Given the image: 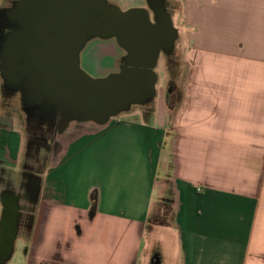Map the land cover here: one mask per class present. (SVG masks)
<instances>
[{
  "label": "crops",
  "instance_id": "obj_1",
  "mask_svg": "<svg viewBox=\"0 0 264 264\" xmlns=\"http://www.w3.org/2000/svg\"><path fill=\"white\" fill-rule=\"evenodd\" d=\"M179 3L184 27L190 11L196 29L179 32L175 104L168 89L151 122L63 131L71 140L43 175L34 211H23L25 251L9 264H264V0ZM23 148L0 112V171L13 180ZM164 203L175 223L152 227L146 248Z\"/></svg>",
  "mask_w": 264,
  "mask_h": 264
},
{
  "label": "water",
  "instance_id": "obj_2",
  "mask_svg": "<svg viewBox=\"0 0 264 264\" xmlns=\"http://www.w3.org/2000/svg\"><path fill=\"white\" fill-rule=\"evenodd\" d=\"M167 0L122 11L108 0H17L7 8L0 45V77L8 93L18 91L29 118L57 110L67 119L63 131L104 128L134 105L152 103L162 54L179 39ZM92 39L115 40L124 52L118 69L95 79L81 67ZM85 126V127H84ZM81 129V130H82ZM0 252L9 261L19 233V206L3 198Z\"/></svg>",
  "mask_w": 264,
  "mask_h": 264
},
{
  "label": "rangeland",
  "instance_id": "obj_3",
  "mask_svg": "<svg viewBox=\"0 0 264 264\" xmlns=\"http://www.w3.org/2000/svg\"><path fill=\"white\" fill-rule=\"evenodd\" d=\"M17 0H0V8L1 7H7L11 8ZM168 1V0H167ZM172 4L168 5L169 11L173 14V22L175 28L180 32V34L183 33L185 35L187 33V26H192L191 28L196 29V17L191 16V12L188 11V17L189 20L184 27V22L182 21L183 15H181V7L179 0H173ZM108 2L120 8L122 11H128L132 8H137L141 0H108ZM176 3V4H175ZM188 24V25H187ZM190 28L191 30L193 29ZM181 38L179 36L178 42L176 44L175 50L170 55L168 54H162L159 60V63L155 69L157 75H158V83L156 86L157 96L155 100L146 105H134L132 106L131 110L128 112L121 113L117 118H123V117H130L131 119L140 120L142 122H151L152 116L158 109L161 107L162 102L164 101V96L168 89H170V84L173 85V92L178 95L179 93V85L181 83L182 74H184V63L182 60V54H181ZM120 56V50L117 47V43L115 40H101V39H92L88 42L87 46L81 53V67L82 69L91 77L95 79H101L109 76L112 74V71L114 70V62L115 59ZM118 64H121V60H119ZM153 109V114L148 115V112H151ZM0 112L3 116H6L10 118V120L13 121L14 127L19 130L23 137H24V148L23 153L21 156V161L18 164L19 170H22V167L25 163V157H26V150H27V128L28 126L33 125L31 123V119L27 115L25 108L22 104L21 100V94L18 91H13L11 93L7 92L6 87L4 86L3 80L0 77ZM35 122V121H34ZM37 122V121H36ZM37 124V123H35ZM35 126V125H34ZM85 127V126H84ZM74 129V128H73ZM75 128L74 130L76 132H82L83 130L87 131H99L102 128L98 127H85L83 128ZM63 134V135H62ZM63 136V137H62ZM59 142L54 147L55 150L53 151V155L51 157L52 161L50 159L49 165L53 164L55 161L58 160V158L63 154V151L65 147L67 146L68 142L71 140V136H67V134L64 136V133H61L58 137ZM39 148V147H38ZM31 153H35L36 149L35 147L33 149H30ZM38 152V151H37ZM31 154V155H32ZM44 157H40L37 160V163L39 166H42L43 174L47 173L49 165H45L46 162L44 160ZM30 164L34 162V160H29ZM35 165V164H34ZM20 173L16 171V173H13V176L15 177L16 183L20 180V177H18ZM2 197L0 196V232H1V219L3 216V205L1 201ZM163 215L165 216V220L168 223V227L173 226V212H171V208L173 209V205L170 203V206H163ZM168 209V213L164 212ZM33 208L30 204L25 207V213L33 212ZM173 211V210H172ZM37 215V214H36ZM151 227V226H150ZM148 228L147 233L145 235V246L146 248L152 249V227ZM168 231V230H167ZM170 233V231H168ZM169 238V236H167ZM172 237V236H171ZM21 242V236L17 239L16 245H15V253L12 260H10L7 264L11 263L13 260H17L20 258L21 253L25 251V247H23ZM145 255H143L142 261L145 262ZM168 264H170V261H168Z\"/></svg>",
  "mask_w": 264,
  "mask_h": 264
},
{
  "label": "flooded vegetation",
  "instance_id": "obj_4",
  "mask_svg": "<svg viewBox=\"0 0 264 264\" xmlns=\"http://www.w3.org/2000/svg\"><path fill=\"white\" fill-rule=\"evenodd\" d=\"M137 8H145L150 12L151 17H155L152 10V0H141ZM6 10V6L0 8V17H6ZM6 26L7 20L0 19V45L6 31L4 30ZM30 119L33 125L27 128L26 161L22 167L21 173L18 175L20 180L16 183L15 179H11L10 173H7L6 170L0 171V183L2 185L3 197L6 200H10L11 198L15 199L19 206L18 230L21 226L23 228L29 225L30 219L23 211L25 212V207L28 206V204H30L31 207L36 206L38 196L42 190V179L44 174L41 169L42 166L38 165L37 160L42 156L45 158V165H49L50 159L52 161L53 158L51 156L55 150L54 147L59 142L58 137L63 132V128L67 123L66 116L61 115L57 110H53L49 114L36 111L35 115ZM34 147L36 152L32 154L30 149ZM29 160H34V162L30 164ZM23 195L26 196L24 197ZM19 201L24 202V204L19 203ZM7 263L8 261L2 257L0 252V264Z\"/></svg>",
  "mask_w": 264,
  "mask_h": 264
},
{
  "label": "trees",
  "instance_id": "obj_5",
  "mask_svg": "<svg viewBox=\"0 0 264 264\" xmlns=\"http://www.w3.org/2000/svg\"><path fill=\"white\" fill-rule=\"evenodd\" d=\"M168 102L170 105L175 104L176 99H175V93L173 92V85L170 84V89H169V95H168ZM153 114V109L151 112H148V115H152ZM92 200H93V211H95V207L97 205V194L96 192L93 194L92 196ZM163 206H170V204H158L156 205V207L154 208L150 219H149V223H148V228L154 227V226H168L167 221L165 220V216L163 215ZM173 210V211H172ZM166 213H168V209L166 211H164ZM171 212H173V224L175 223V210L174 208H171ZM150 227V228H151Z\"/></svg>",
  "mask_w": 264,
  "mask_h": 264
}]
</instances>
